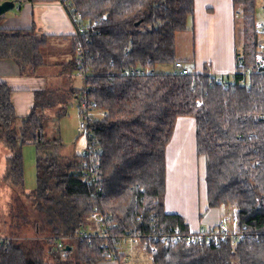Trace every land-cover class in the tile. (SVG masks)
<instances>
[{
    "label": "trees",
    "instance_id": "1",
    "mask_svg": "<svg viewBox=\"0 0 264 264\" xmlns=\"http://www.w3.org/2000/svg\"><path fill=\"white\" fill-rule=\"evenodd\" d=\"M69 1L82 21L97 20L72 35L66 65L79 73L76 43L82 40L87 75L72 94L77 98L88 85V97L104 111L91 126L105 194L94 193V187L82 181L79 153L63 159L45 151L46 111L54 105L50 91H35L29 114L19 117L10 101L11 89L0 81V142L9 152L2 181L10 185L14 200L7 235L27 237L19 243L1 238L0 264H97L108 260L109 251L121 264L126 253L118 246L127 233L149 242L152 264H264V199H255L264 196V74L250 73L244 84L236 81L225 87L216 75L169 71L176 60L175 35L187 28L194 0ZM232 1L243 8L238 71L252 67L257 50L258 0ZM49 40V35L31 29L0 28V58L13 59L22 74H37L47 64ZM133 69L147 72L131 73ZM180 116L195 121V151L205 158L208 206L234 207L243 238L234 241L227 235L218 245L188 242L196 231L182 215L165 211V151ZM24 143H33L37 151L36 186L28 192L23 183ZM94 209L115 223L114 240L105 244L99 237L69 238L57 246V237L86 227ZM175 229L180 234L175 241L149 238L153 232L174 234Z\"/></svg>",
    "mask_w": 264,
    "mask_h": 264
},
{
    "label": "crops",
    "instance_id": "2",
    "mask_svg": "<svg viewBox=\"0 0 264 264\" xmlns=\"http://www.w3.org/2000/svg\"><path fill=\"white\" fill-rule=\"evenodd\" d=\"M234 11L235 5L232 0H194L193 14L187 19V28L175 35L176 59L181 60L189 70L195 72L212 75L233 73L237 55L241 52V49H238L241 17L237 18ZM1 16L0 28L31 29L37 34L49 35V45L52 49L50 54H54L53 60L46 59L47 64L36 72L37 74H22L13 59L0 58V81L5 82L11 89L10 101L16 115L19 117L28 115L34 104L35 91L43 89L49 90L54 98L56 91L68 88L70 98L77 101L76 95L72 92L81 87L82 76L77 71L79 83L71 85L72 68L66 65L71 56L69 45L76 31L62 1H22L15 3L13 8ZM63 58L64 62L61 61ZM48 69L52 77L46 73ZM72 143L71 153L64 152L59 156L70 158L80 154L75 151V142ZM83 146L84 141L80 147ZM165 162L166 189L163 204L167 213L182 215L193 231L201 226L215 225L220 219H228L234 214V207H209L206 191L204 192L206 202L199 206L197 197L200 192L202 167V179L205 183V158L203 155H197L195 151V121L192 117L177 118L172 137L166 146ZM20 240L25 238H20L17 242H21ZM97 264L119 262L102 260Z\"/></svg>",
    "mask_w": 264,
    "mask_h": 264
},
{
    "label": "built area",
    "instance_id": "3",
    "mask_svg": "<svg viewBox=\"0 0 264 264\" xmlns=\"http://www.w3.org/2000/svg\"><path fill=\"white\" fill-rule=\"evenodd\" d=\"M65 9L71 21L75 26V31L78 33H82L87 29V26H92L97 23V20H92L91 22L82 21L81 20V13L77 11L74 6L71 4L69 0H62ZM261 10L264 12V0H261ZM243 8L241 5L235 6L234 15L238 18L242 16ZM254 30L258 35L257 40V50L254 54V59L252 63V67L248 66L244 69H239L237 71L236 67L233 73L228 75H216L217 82L222 86H228L230 84L239 82L240 84H244L246 78L250 73H257V74H264V21H257L254 22ZM84 42L78 41L76 43V60L79 65L80 71L79 74L83 77H86L87 73L83 68L84 65V58H85V48ZM236 65L241 68L242 62L239 61ZM170 72H178L180 74H186L189 71V68L181 61L176 59L173 61L172 68L169 70ZM131 73H145L147 72L144 69H133L130 70ZM151 72V70H149ZM233 75L239 76L238 80ZM228 76V77H226ZM89 89L88 85H83L80 93L77 97V102L80 111V121L77 126V130L79 135H83L84 137V146L80 151V155L83 157L80 163V173L81 179L86 184L92 185L94 187V193H98L100 195H104V189L99 184V162L94 156V149H95V137L93 135L91 123L93 118L99 115H104V111L97 109L96 102L90 99L87 95V91ZM264 118V115H262ZM255 199L257 201H262L264 199L260 196H256ZM88 224L84 228H80L74 235H62L56 238L57 246H63V240H67L69 238H74L78 240L83 239H91L94 237L103 238L105 240V244L114 240V236L112 234L111 227L115 225V223L110 222V217L108 215H104L97 209H94L87 217ZM174 234L167 235V234H159L153 232L151 237L152 240H161L168 242L169 239L175 241L179 239L180 234L177 229L173 232ZM229 235L234 241L238 238H243L246 234L241 231V228L238 226L237 218L235 214H232L230 218H222L217 223L216 227L206 226L203 228H199L198 231L195 233H191L187 237V241H198L200 243H213L218 245L221 241H225ZM138 239L137 236L129 235L128 233L122 238L120 246L123 245L124 240H128L129 242H135ZM129 245L130 243L127 242ZM148 243H145L147 246ZM127 245V246H128ZM151 250L155 251L154 246L151 245ZM114 255L109 251L107 252L108 260L114 259ZM128 256H124L123 259H127Z\"/></svg>",
    "mask_w": 264,
    "mask_h": 264
},
{
    "label": "rangeland",
    "instance_id": "4",
    "mask_svg": "<svg viewBox=\"0 0 264 264\" xmlns=\"http://www.w3.org/2000/svg\"><path fill=\"white\" fill-rule=\"evenodd\" d=\"M242 6V5H241ZM243 13V12H242ZM255 20L257 21H264V12L261 10V0L257 1L256 8H255ZM243 16H241L242 22ZM239 28H241V23L239 24ZM242 37H244V33H240L238 35L239 45H242ZM248 38V37H247ZM238 49H241L238 46ZM52 51V49L50 50ZM54 54H48L47 59L49 61L52 59ZM64 62V58L61 59ZM66 61V59H65ZM57 66V64H55ZM58 66L62 67L58 64ZM164 70V67L160 68ZM72 76V83L71 85H75L79 83V74L75 69L71 70ZM49 77H52L51 71H46ZM60 91H56L54 93V106L51 110H47L46 114L47 117L45 119V127L43 131L44 139L46 140V148L45 151L51 150L54 151L56 154H63L64 152H70L71 148H73V141L75 142V151L76 153L81 151L80 147L83 144L84 137L83 135L78 134L77 126L80 121V111L78 102L75 99H71L69 96L68 88L59 89ZM187 118V117H186ZM185 119V118H184ZM191 119V118H187ZM79 135V136H78ZM172 145V144H171ZM170 145V147H171ZM22 155H23V183L25 188L33 189L36 186V157L37 151L35 149V145L33 143H24L22 145ZM73 150V149H72ZM48 152V151H47ZM73 152V151H72ZM69 154V153H68ZM9 156V152L7 148L3 146L0 142V238H8V239H15L17 241L20 238H27L23 233L13 236L7 235L10 232L11 224H12V213L14 209L12 208L13 203V190H11L10 185L5 183L3 180V176L6 172L7 166V159ZM63 159H67L66 156H62ZM200 172V171H199ZM203 167L201 169V178L199 181L200 189L198 193V201L199 206L204 205L205 197L204 192L205 190V183L202 179ZM28 190V191H29ZM25 190V192H28ZM21 198L29 204V200L21 196ZM206 202V201H205ZM30 206V204H29ZM207 206V204L205 205ZM220 210V209H218ZM211 214V213H209ZM111 219V217H110ZM210 226V225H209ZM206 227V226H205ZM198 230V229H197ZM194 230V231H197ZM130 243L129 245L127 244ZM145 243L149 242H141L137 239L135 242H129L128 240H124L122 246H118L119 249L123 250L126 255L129 257L127 259H123L121 264H152L150 254L147 253ZM128 245V246H127Z\"/></svg>",
    "mask_w": 264,
    "mask_h": 264
},
{
    "label": "water",
    "instance_id": "5",
    "mask_svg": "<svg viewBox=\"0 0 264 264\" xmlns=\"http://www.w3.org/2000/svg\"><path fill=\"white\" fill-rule=\"evenodd\" d=\"M14 5H15V2L13 0L0 1V15L4 14L9 9L13 8ZM65 248H68V246H65Z\"/></svg>",
    "mask_w": 264,
    "mask_h": 264
}]
</instances>
